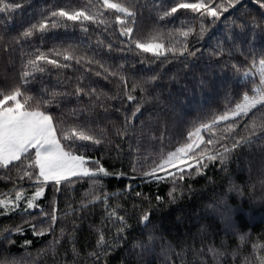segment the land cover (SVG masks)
Returning a JSON list of instances; mask_svg holds the SVG:
<instances>
[{"label":"snow or ice","instance_id":"6c2138e0","mask_svg":"<svg viewBox=\"0 0 264 264\" xmlns=\"http://www.w3.org/2000/svg\"><path fill=\"white\" fill-rule=\"evenodd\" d=\"M254 3L259 6L255 14L243 0H174L171 6L165 0H146L144 4L140 0H85L78 5L68 0L63 6L53 4L42 9L39 16L16 35L6 39L0 34V49L21 48L17 78L0 86V180L12 184L10 189L0 192V215L17 211L30 215V209H38L40 217L46 221L39 228L33 222L35 217L4 227L0 229V242L14 244L10 237L22 234L23 225L27 224L35 236H52L47 247L38 250V256L51 254L55 262L59 248L68 241L69 249L63 253L61 264H79L81 260L84 264H108V257L126 245V252L134 254L138 262L156 254L159 249L163 264H176L173 257L186 264L187 241H179L182 246L177 250V245L158 229L153 210L158 211L161 204H175L185 194H191L193 188L187 181L206 175L210 165L227 173L231 159L244 149L251 151L258 141L264 154V47L256 49L254 46L258 33L264 36V0H254ZM22 8L23 4L15 0H0V23L6 20L10 26L14 14ZM143 8L155 15V22L141 34L137 24ZM178 10L190 11L195 14V20H181L179 26L165 27ZM91 25L102 27L109 39L106 41L100 34L94 42L88 39ZM77 26L83 34L78 43L42 47L45 36L52 30H75ZM112 30L120 37L118 51L135 53L142 58L140 72L144 74H133L135 65H132V73L127 72L126 59L115 66L97 59L105 49L109 54L112 52ZM38 37L40 46L32 47L31 51L23 50L26 43ZM193 37L212 43L208 47L194 48L190 46ZM145 53H151L147 58L149 64L159 62L156 67H143ZM204 56H207V63L197 74L198 61ZM173 60L182 65L186 74L192 73L193 88L215 89L219 80L225 93L221 108L201 112L174 143L165 147L167 114L183 103L180 97L189 90L185 84L182 92L174 93L168 88L164 94L161 80L168 75L165 65ZM74 65L82 67L83 72L74 79L59 77L57 83H62L64 90L47 87L38 92L31 90L37 75L51 70L58 73L66 69L75 71ZM215 68L219 69L218 77ZM92 75L115 81L114 91L98 89L91 80ZM168 80L177 82L179 76L173 73ZM73 100L75 103L71 108L60 110L62 104H71ZM117 101L119 106L114 104ZM97 109L105 116L111 113L121 119L100 123ZM156 125L164 128L158 138L153 131ZM145 138L154 142L159 139L161 146L157 151L141 156L140 145ZM116 139L128 141L130 153H134L130 160L131 179L139 172L157 186L161 182L169 183L167 200L158 193L154 196L142 191L133 193L131 183L114 192L107 190L104 178H119L128 173L122 169L110 170L102 162L103 156H91L88 150L112 146ZM115 148L119 159L120 144H115ZM149 160L151 164L145 170ZM83 181H87L88 187L83 189L79 199L76 200L73 194L69 199L75 203L66 200L61 210L57 195L62 189L73 192L77 183ZM209 182H212L211 177ZM258 182L264 188V155ZM49 186L53 195L47 204L49 211H46L39 201L46 196ZM243 187L230 179L227 192L208 205L209 214L222 224L225 233H236L238 229L236 209L229 204L228 193L235 191L243 195ZM248 187L254 190L255 184ZM121 196L125 200L133 197L130 211L120 202ZM98 204L102 205L103 215L98 224L89 225L95 242L82 253L77 247L78 221L84 219L86 210L94 209ZM133 217L135 223H130ZM69 218L71 230L66 226ZM58 224L61 226L57 231ZM210 228L211 224L205 223L198 231L205 233ZM248 238L247 233L238 236V248L231 253L234 259L239 246ZM31 244V240L23 241L25 247ZM251 247V256L245 257L243 264H264V242L253 243ZM192 251L199 255L200 264H206V255L216 264L228 254L214 243L206 249L204 245L199 249L193 245ZM69 252L71 260L68 259ZM28 257L31 253L21 259L5 256L0 259V264H35ZM121 264H124L123 260Z\"/></svg>","mask_w":264,"mask_h":264},{"label":"trees","instance_id":"16d2710c","mask_svg":"<svg viewBox=\"0 0 264 264\" xmlns=\"http://www.w3.org/2000/svg\"><path fill=\"white\" fill-rule=\"evenodd\" d=\"M23 4V8L18 10L14 14V18L9 26V22L4 20L3 23H0V34L4 35L5 38L16 35L23 27H26L31 23L36 17L39 16L42 9L45 7L55 4L56 6H63L68 0H15ZM85 0H72L73 4L84 3ZM114 2H120V0H114ZM146 0H140L141 4H144ZM151 2V0H147ZM168 6H171L174 0H165ZM192 2V0H189ZM244 4H247L248 9L252 13H257L259 11V6L254 3V0H243ZM241 8V6H238ZM242 10V9H241ZM174 19H169L165 27H172L173 25L179 26L181 20H195V14H192L188 10H178L177 14H174ZM2 19V18H0ZM155 22V15L150 13L148 8H143L142 17L138 18L137 29L138 32L143 34L151 27ZM208 21H206L207 23ZM198 25V20L196 21ZM113 31L111 40L113 42V50L109 54L107 50H104L100 56H97V59L107 61L113 66L120 63L121 60L126 59L128 67L126 71L129 73L133 72L132 65H135L136 72L135 75L144 74L140 72L141 64L140 60L142 59L139 55L131 52L121 53L118 51L120 45L118 43L120 37ZM97 34H100L107 41L109 37L104 33L102 27H97L95 25L89 26V32L87 33V38L91 41H95ZM215 34V33H213ZM83 34L80 32L79 27L75 30L69 28L67 30L60 28L52 30L48 33L45 38L42 47L44 49L52 48L54 46H60L62 44L66 45L68 43H78L80 37ZM212 43L211 40L198 41L195 37L191 38L190 46L194 48H203L208 47ZM40 46L39 37L36 40L26 43L23 46L24 51H31L32 47ZM254 46L256 49L264 47V36L258 33ZM21 48L16 46L12 51H4L0 49V86L5 84L12 83L18 76L20 71L21 64ZM91 55V53H89ZM151 56V53L144 54V68L156 67L159 62L156 64H149L147 58ZM207 63V56L202 57L198 61V66L196 67L197 74L202 68H204ZM76 70L66 69L61 72L51 70L43 75H37L36 81L31 86L33 92H38L41 88L47 87L49 90L58 88L59 90H64L63 84H58L57 80L59 77H73V79L80 75L83 72L82 67L76 65L73 66ZM165 68L168 70V75L162 77L161 84L163 85L166 95V90L171 88L175 93L177 91H183V85H188V92L180 97L183 103H179L176 106L174 112L167 114V131L164 133V146L168 147L171 143H174L178 138L180 133L188 126L189 122L194 119L196 116L201 114V112L208 109H219L223 104V96L225 93V88L219 85V80H217V88L215 89H205L201 90L199 88L192 87V73H185L182 70V65L178 61H171L170 64L165 65ZM99 70V69H97ZM179 70V71H178ZM217 77L219 76V69L215 68ZM176 73L179 76L177 82H170L168 76ZM211 75V73H209ZM91 80L94 82V86L98 89H104L105 91L113 92L115 81H105L103 77L91 76ZM159 87V85H158ZM87 103V101H84ZM73 103L68 104L64 103L61 106V111L66 108H71L74 105ZM115 106H119V102H114ZM55 112L56 109L53 108ZM97 114L99 117L100 123H107L108 120H119L120 116L109 114L105 116L103 111L97 109ZM147 116V113H145ZM145 117H141L144 119ZM137 125L139 120L136 121ZM158 138L164 128L162 125H156L153 129ZM171 138V139H169ZM133 147L136 146L135 141L132 142ZM115 144H120V156L117 159V149ZM260 142H257V146H254L251 151L244 149L242 152H238L228 164V172L225 173L221 171L217 166L210 165L206 170V175L197 176L192 180H188L187 184H191L193 192L191 194H185V196L175 204H161L159 210H153V220L156 222L158 229L163 231V234L168 240L173 241L177 245V250L182 246L179 241H187L189 250L187 251L186 264H200V257L192 251V246L194 245L196 249H199L201 245H204L205 249L208 245L213 244L215 247L220 248L221 251L227 252L228 254L220 258L216 264H243L245 257H250L252 253V244H259L264 242V188L259 184V178L261 175L262 168V152L260 148ZM159 139L155 142L145 138L140 145V155L145 156L150 152H155L160 148ZM88 154L94 157L103 156V163L106 167H109L110 170H123L128 173L127 176L115 178L108 177L104 178V184L107 186L109 192H114L118 189H124L129 183L132 184L133 193L136 191H142L144 193H151L153 196L159 194L165 196L167 200V192L171 186L167 182H161L159 186L147 177H142L139 172L135 174L136 178L131 179L133 173L130 171V160L134 153H130L128 147V141H121L116 139L112 146H97L95 148H89ZM121 161L123 164H121ZM151 161L149 160L148 164L145 165V170L149 167ZM14 175V173H13ZM209 177L212 178V182H209ZM232 180L237 185H244L243 195L233 191L228 193L229 204L236 209L235 219L238 222V229L236 233H225L222 230V224L213 219V216L209 213L211 209L208 208V205L212 201L218 200L220 196L227 192L229 180ZM255 184L254 190H250L248 185ZM186 184V187H187ZM12 187L11 182H4L0 180V192L7 191ZM27 188V184H25ZM87 181L78 182L74 187L73 192L69 193L62 189L61 193L57 195L59 201V208L61 210L65 207V201L67 200L70 203H75L70 200L69 197L74 194L75 199L78 200L80 193L84 188H87ZM31 190V189H30ZM52 188L49 186L46 189V196L41 198L39 201L42 206L45 207L46 211H49L47 204L52 198ZM112 201H110L111 203ZM120 202L124 204L125 208L129 211L131 210V204L133 203V197L129 196L127 200L120 197ZM139 203V201H136ZM155 203V201H153ZM146 206V205H145ZM30 215H25L19 211L0 215V229L7 226H15L21 224L22 221H29L32 217L36 219L33 221L37 224L39 228L41 223H45L40 217L38 209H30ZM103 215L102 205H96L94 209L86 210L84 213V219L78 221L80 227L77 230V247L82 253L90 249L95 242V237L92 234L89 225L98 224L101 216ZM70 220L66 225L69 230H71ZM130 223H135V217L130 220ZM211 224L209 231L201 233L198 231L201 224ZM24 232L22 234H14L10 237L11 240H14L15 243L9 245L7 241L0 242V259L5 256L9 258L15 257L16 259H21L26 256V253H31V257H28L30 260H34L35 264H61L62 255L65 251L69 249L68 241L65 240L61 247L59 248V254L56 257L55 262L51 254L49 255H40L38 256V250L46 248L48 242L52 239L51 235L45 236H35L31 228L24 224ZM61 225H57V231ZM139 229H137V232ZM247 233L249 238L243 245L239 246L238 255L234 259L232 256V251L238 248V236L240 234ZM31 240L32 244L30 246H23L24 240ZM221 241H223V247H221ZM128 245L118 248L108 257V264H121V261H124V264H163V260L160 258L159 249L154 255H148L143 258V261H137L134 254L129 255L126 252ZM68 259L71 260V253L69 252ZM176 260V264H181V260L178 257H173ZM206 264H214L210 256H205ZM79 264H84V261L81 260Z\"/></svg>","mask_w":264,"mask_h":264},{"label":"rangeland","instance_id":"374dc122","mask_svg":"<svg viewBox=\"0 0 264 264\" xmlns=\"http://www.w3.org/2000/svg\"><path fill=\"white\" fill-rule=\"evenodd\" d=\"M22 207H23V205H22Z\"/></svg>","mask_w":264,"mask_h":264}]
</instances>
